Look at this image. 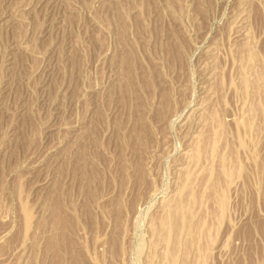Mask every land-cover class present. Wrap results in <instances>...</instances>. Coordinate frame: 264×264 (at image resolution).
Returning a JSON list of instances; mask_svg holds the SVG:
<instances>
[{
    "label": "rangeland",
    "instance_id": "obj_1",
    "mask_svg": "<svg viewBox=\"0 0 264 264\" xmlns=\"http://www.w3.org/2000/svg\"><path fill=\"white\" fill-rule=\"evenodd\" d=\"M261 228L264 0H0V264H264Z\"/></svg>",
    "mask_w": 264,
    "mask_h": 264
},
{
    "label": "bare ground",
    "instance_id": "obj_2",
    "mask_svg": "<svg viewBox=\"0 0 264 264\" xmlns=\"http://www.w3.org/2000/svg\"><path fill=\"white\" fill-rule=\"evenodd\" d=\"M197 144H198V143H197ZM200 145H201V143H200ZM198 147H199V146H197V148H198ZM200 147H201V146H200ZM197 148H196V150H197ZM198 149H199V148H198ZM199 154H200V151L197 150L196 154H194V159H195V160L193 159L194 161H198V158L200 157ZM198 156H199V157H198ZM191 161H192V160H191ZM194 161H193V162H194ZM225 163H226V162H225ZM197 164H198V162H197ZM192 167H193V166H192ZM223 170H225V169H223ZM229 170H230V169H229ZM227 171H228V170H227ZM227 171H224V172H227ZM229 172H230V171H229ZM186 173H187V172H186ZM190 173H191V172H190ZM230 173H231V172H230ZM230 173H227L226 176H227V175L229 176ZM185 177H186V176H185ZM187 177H189V175H188ZM187 177H186V178H187ZM230 177H231V176H230ZM227 178H228V177H227ZM188 183H189V180H188V178H187V179L183 182L184 187L188 186ZM192 183H193V182H192ZM182 187H183V186H182ZM188 188H189V187H188ZM189 192H190V191H189ZM186 193H187V192H186ZM187 195H188V194H187ZM189 196H190V195H189ZM179 199H180V198H179ZM189 199L191 200V198H189ZM178 201H179V200H178ZM187 202H189L188 199H187ZM177 203H178V202H177ZM179 203H180V202H179ZM179 203H178V204H179ZM182 204H183V202H182ZM183 205H184V204H183ZM175 206H176V205H175ZM178 206H179V205H178ZM178 206H177V207H178ZM179 207H180V206H179ZM179 207H178V209L175 208V210L180 211V210H179V209H180ZM172 208H173V207H172ZM185 208H186V206H185ZM168 210H169V209H168ZM171 210H172V209H171ZM184 210H185V209H181V212L183 211L182 213H184ZM186 210H187V209H186ZM170 212H171V211H170ZM174 212H175V211H174ZM176 212H177V211H176ZM177 213H179V215H180V212H177ZM177 213H176V214H177ZM185 213H186V212H185ZM187 213H189V211H188ZM174 214H175V213H174ZM169 215H170V213H169ZM185 215H186V214H185ZM177 216H178V215H177ZM171 217H172V215H171ZM173 217H174V216H173ZM183 220H184V219H183ZM185 220H186V219H185ZM166 221H167V220H166ZM167 222H168V221H167ZM170 222H171V221H170ZM170 229H171V228H170ZM182 229H183V228H182ZM261 230H262V232L264 231L262 228H261ZM181 231H182V230H181ZM168 241H169V240H168ZM169 244H170V243H169ZM168 246H169V245H168ZM167 251H168V250H167ZM169 253H170V252H169ZM167 254H168V253H167ZM167 256H168V255H167ZM167 258H168V257H167ZM170 258H171V257H170ZM172 258H173V257H172ZM172 258H171V259H172ZM172 260H173V259H172ZM174 260H175V259H174ZM174 260H173V261H174ZM173 261H172V262H173ZM170 263H171V262H170Z\"/></svg>",
    "mask_w": 264,
    "mask_h": 264
}]
</instances>
